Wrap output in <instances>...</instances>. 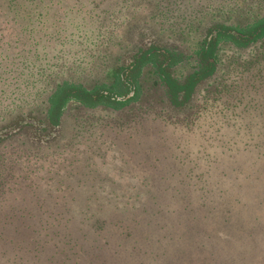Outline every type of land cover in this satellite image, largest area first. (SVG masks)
<instances>
[{
    "label": "rangeland",
    "instance_id": "1",
    "mask_svg": "<svg viewBox=\"0 0 264 264\" xmlns=\"http://www.w3.org/2000/svg\"><path fill=\"white\" fill-rule=\"evenodd\" d=\"M236 2L172 0L163 13L154 0H20L15 16L14 9L4 7L0 124L19 113L42 117L59 82L101 79L134 23L176 29L192 18L223 15ZM239 69L235 64L232 72L238 80L198 88L193 109L183 113L148 110L136 117L137 122L119 113L115 126L110 110L75 109L69 103L56 139L0 143V226L5 234L11 236L13 228L27 225L55 227L67 216L87 221L128 208L139 213L156 171L182 192H188L189 185L208 193L198 199L189 191L198 204L191 203L194 223H181L189 217L184 213L174 217L181 222L171 229L178 234L190 229L188 233L205 244L188 245L183 236L173 242L168 246L172 252L183 250L180 264H214L218 257L223 259L220 264H264V82L256 93L259 110H243L252 94L246 79L250 72ZM149 147L162 162L140 168L143 158L130 151ZM251 226L257 228L255 236L248 233ZM9 242L14 244L0 238L3 249L15 252ZM210 244L215 246L210 249ZM66 253L58 252L51 264Z\"/></svg>",
    "mask_w": 264,
    "mask_h": 264
},
{
    "label": "trees",
    "instance_id": "2",
    "mask_svg": "<svg viewBox=\"0 0 264 264\" xmlns=\"http://www.w3.org/2000/svg\"><path fill=\"white\" fill-rule=\"evenodd\" d=\"M19 1L0 0V10L5 7L11 11L12 8L15 16L20 12ZM154 1L163 7L162 13L172 4V0ZM255 2L252 6L246 0H238L223 15L216 12L215 16L192 18L176 29L171 25L163 30L152 23H134L121 40L124 43L122 51L114 56L101 79L87 84L57 83L42 117L19 113L0 124V143L15 138L36 143H47L52 137L56 139L69 103L75 109L110 110L115 126L119 113L126 114V121L137 122L136 117L148 110L158 111L157 114L166 108L181 113L192 110L193 101L200 93L198 88L207 87L214 81L225 86L227 80H238L232 73L235 64L241 67V72H250L246 79L252 94L242 104V109L259 110L256 93L264 82V0ZM177 67L181 70H176ZM218 72H221L220 76H217ZM211 88L207 90L210 93ZM130 153L143 158L138 162L140 168L144 163L154 168V162H162V156L155 154L157 157L152 158L155 153L152 147L145 151L137 148ZM154 174L151 193L139 213L133 214L128 208L122 212L114 211L110 217L104 215L103 219L94 217L87 221L67 216L55 227L30 228L27 225L13 228L11 236L5 234L1 225L0 238L14 242L9 243L16 251L0 246V258L3 259L0 264L3 261L5 264H51L50 260L57 257L58 252L65 251L67 253L61 256L63 259L54 264H180L183 250L172 252L169 247L173 242L183 236L188 239V245L204 248L205 244L197 242L188 233L190 229L179 234L171 229L181 222L180 218L174 217L184 213L189 217L186 223H181H194L197 218L191 215V203L194 202L190 192L197 194L198 199L208 193L189 185H186L188 192H182L167 177H157L156 171ZM194 205L198 204L195 202ZM200 229H195L196 236ZM256 230L251 226L248 233L255 236ZM213 246L210 244V249ZM108 256L116 257L109 259ZM222 260L218 257L214 264H220Z\"/></svg>",
    "mask_w": 264,
    "mask_h": 264
}]
</instances>
